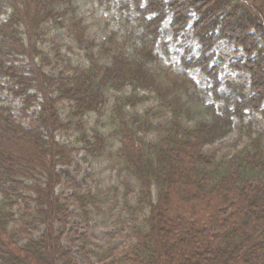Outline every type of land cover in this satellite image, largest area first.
<instances>
[{"label":"trees","instance_id":"obj_1","mask_svg":"<svg viewBox=\"0 0 264 264\" xmlns=\"http://www.w3.org/2000/svg\"><path fill=\"white\" fill-rule=\"evenodd\" d=\"M95 12L109 13L100 34L89 32ZM221 43L243 55L229 67L249 76L245 100L221 90ZM45 44L63 75L44 71ZM253 114L264 126V0H0V264H79L75 247L85 264H264V127ZM11 139L29 161L15 160ZM82 163L95 182L83 193ZM101 164L117 187L98 180ZM60 167L74 168L67 197ZM69 201L84 223L117 216L108 243L90 249L80 229L62 243Z\"/></svg>","mask_w":264,"mask_h":264},{"label":"rangeland","instance_id":"obj_2","mask_svg":"<svg viewBox=\"0 0 264 264\" xmlns=\"http://www.w3.org/2000/svg\"><path fill=\"white\" fill-rule=\"evenodd\" d=\"M110 20L109 18V13H101V12H95V20L93 25L91 26L89 32L92 34H100L103 30H106L107 28V21ZM89 23L92 22V18L89 16L88 20ZM106 28V29H105ZM51 35L56 38L59 42H70L71 40L67 37L65 34L64 30H60L59 32L52 31ZM163 35L165 38L168 40L172 37L171 31L168 26H165L163 28ZM24 40L27 41V36H24ZM186 35H181L179 38V41L171 47V52H172V57L171 60L176 64L175 69L180 70L179 67V60L178 57L174 54L176 51H180L184 46H186ZM43 49L48 52V56L51 59L52 63L49 66L44 67V71L52 76H60L65 73V68L67 66L66 63H61L57 59L53 57V53L51 52V47L49 44H45L42 46ZM215 55L216 59L214 63L216 65H219L223 68V72L220 77L221 81V90L223 92H227L231 96H235L240 100H245L249 96V87H250V81H249V76L245 74L244 72L241 71H231L230 70V64L233 62L240 61L243 55L241 52H239L238 49H235L233 46L226 44V43H221L218 44L215 49ZM63 52L67 55H69L68 51L66 48H63ZM39 60V58H37ZM28 61V60H27ZM38 63V62H36ZM192 76L195 77L196 82L204 87L206 86L207 80L205 77L199 76L196 72L192 73ZM8 83L7 81H5ZM10 102L8 101L7 104ZM19 103L16 102L14 104V108H18ZM67 106L64 105L62 108H66ZM38 113V108H34L30 111V118H35ZM62 115L66 114V110L61 111ZM251 121L255 123V125L258 126V128H263V124H261V118L258 114H253L250 118ZM30 119H28L25 123V126L29 123ZM62 133L58 134V140L65 145L72 144L75 140V136L73 134L70 135H61ZM153 138V137H151ZM11 144H8L7 146L9 147V150H12L13 152H16L18 158L15 160L21 163L27 162L31 159L32 154H29L28 150L25 152V147L23 148V145H19L16 141H13ZM32 140L27 139L25 142L33 145ZM226 141L225 143H227ZM74 158H78L77 155H74ZM97 170V175L96 177L98 180H101L103 185H113L115 187L118 186V180L116 177V172L110 169L105 164H101V166L96 167ZM60 174L62 175V184L59 185L56 189L57 194H64L65 197L69 196L73 192H75L77 189L72 188L70 185V178L74 175V168L72 167H60L59 169ZM92 172V170L89 168L88 164L82 163L81 164V174L77 179V182L80 184L82 187V193L86 192L89 188L93 187L95 185V182L88 179L87 176ZM124 179V178H123ZM97 180V179H96ZM69 205L71 212L74 214L71 219H70V225L68 226L67 229V234L65 237L62 239V243L67 247H71V243L69 241L70 237H73V233L76 229H80V232L82 233H87L89 235V248L94 249V245H101V244H106L109 241V238L111 237V234L114 230L117 229V226L115 224L117 220V216L112 217L110 220H108V216L106 214H101L100 217H97L94 213H92L89 216V222L84 223L82 219H80L77 215L79 214V210L76 205L74 204L73 201H69ZM106 210V209H103ZM104 212V211H103ZM118 213V210L115 211V214ZM38 235V234H36ZM129 236L128 232H125V238H118L116 241L118 243H126L127 238ZM74 253L75 256L78 257V262L79 264H85L83 258L79 254V250L77 247L74 248Z\"/></svg>","mask_w":264,"mask_h":264}]
</instances>
